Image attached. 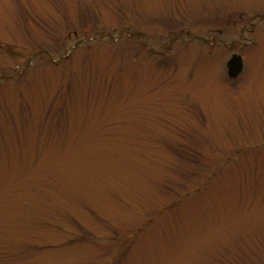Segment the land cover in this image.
<instances>
[{"label": "rangeland", "instance_id": "1", "mask_svg": "<svg viewBox=\"0 0 264 264\" xmlns=\"http://www.w3.org/2000/svg\"><path fill=\"white\" fill-rule=\"evenodd\" d=\"M0 264H264V0H0Z\"/></svg>", "mask_w": 264, "mask_h": 264}, {"label": "water", "instance_id": "2", "mask_svg": "<svg viewBox=\"0 0 264 264\" xmlns=\"http://www.w3.org/2000/svg\"><path fill=\"white\" fill-rule=\"evenodd\" d=\"M244 68V60L241 54L234 53L227 61V71L231 78L240 75Z\"/></svg>", "mask_w": 264, "mask_h": 264}]
</instances>
